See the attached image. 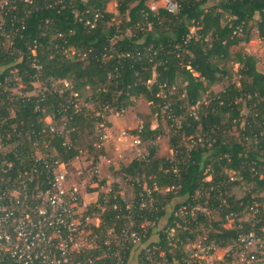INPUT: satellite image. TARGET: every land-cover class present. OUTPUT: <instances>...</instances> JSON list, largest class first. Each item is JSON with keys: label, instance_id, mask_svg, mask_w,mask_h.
I'll return each mask as SVG.
<instances>
[{"label": "trees", "instance_id": "obj_1", "mask_svg": "<svg viewBox=\"0 0 264 264\" xmlns=\"http://www.w3.org/2000/svg\"><path fill=\"white\" fill-rule=\"evenodd\" d=\"M148 1L117 0L121 22L116 24L112 22L115 15L106 11L110 0H34L33 7L21 4L13 10L8 25L19 26L15 47L23 56L17 67L27 73L25 82L35 81L38 66H42L41 78H49V86L54 81H70L81 98L89 90L86 103H93L99 110L108 106L121 111L133 105L132 98L142 96L152 104V112L159 114L169 104L173 114L183 116L181 126L172 129L169 140L174 151L172 159L158 158L156 146H152L148 155L134 159L121 171L133 178V216L140 222H155L145 241L165 249L170 264H176L175 259L177 264H187L180 252L187 238L194 237L190 229L202 222L208 224L216 210L221 211V220L212 222L218 232H210L208 239L221 248L253 229L251 222L236 221V228L231 230L221 224L249 213L254 203L260 204L256 229L264 226V72L258 70L254 56L232 50L240 43L250 42L253 28L264 41V0H172L178 6L175 13L166 8L154 12ZM210 3L215 4L208 6ZM224 14L230 17L226 24H222ZM19 20L23 22L18 24ZM192 25L199 27L196 35L191 34ZM239 28L244 37L234 34ZM35 46L38 55L33 57L28 48ZM17 57L0 44V67L12 64ZM33 60H37V66H32ZM230 60L241 67L239 85L230 82L222 92H211L218 74L227 73L223 65ZM8 74L9 70H5L0 80L4 81ZM59 85L44 100L17 97V118L12 122L20 124L22 120L24 127L19 128L38 134L42 113L36 107L49 106V113L57 112L70 93ZM59 89L64 91L59 93ZM184 91L186 95L182 97ZM161 92L167 97L159 96ZM204 94H208L206 103L202 102ZM0 100V114L6 115V108L11 105L6 95H0ZM191 107L197 108V118ZM243 110H247L246 116L242 115ZM96 120L99 118H94L87 106L74 116L72 138L76 143L80 133L92 129ZM172 124L168 121L169 126ZM133 133L143 141H155L162 130L151 129L147 123L140 133ZM188 137L196 143L190 149L181 145ZM246 137L252 142H247ZM48 139L50 148L64 162L76 157L75 150L67 151L62 146L61 138L49 134ZM26 145L18 149L25 151ZM142 177L145 183L139 180ZM144 186L152 190L154 208H141ZM169 188L173 189L166 191ZM237 188L244 190L239 200L234 195ZM181 198L186 199L184 203L171 206ZM207 199L210 216L203 212L196 219L176 215L183 206L196 208ZM117 201L119 211L102 215L109 225L117 215L126 213L122 201ZM165 217L166 223L160 226ZM168 227L179 231L180 250L176 256H171L167 247L164 231Z\"/></svg>", "mask_w": 264, "mask_h": 264}, {"label": "built area", "instance_id": "obj_2", "mask_svg": "<svg viewBox=\"0 0 264 264\" xmlns=\"http://www.w3.org/2000/svg\"><path fill=\"white\" fill-rule=\"evenodd\" d=\"M21 4L33 7L34 0H0V39H2L0 44L3 48L5 41H9L11 47L3 49L18 56L12 64L0 67L3 69L0 75L5 70H9L8 76L4 81L0 80L1 82H12L14 76L21 73L17 64L22 60L20 56L23 54L15 47V37L19 33V26L16 27L14 23L8 25V16ZM166 9L175 13L178 6L172 0H167ZM20 22L23 20H19L18 24ZM87 25L90 23L87 22ZM234 34L241 35V28ZM36 48V46L29 47L28 50L32 54L31 51ZM71 52H73L72 49ZM36 64L33 60L32 66H37ZM15 71L17 74L14 73ZM1 82L0 95H6L8 100L9 93L3 91ZM60 83L63 89L70 90V93L57 112L49 113L45 110L46 108L36 107V110L42 113L39 119L42 126L38 134L35 130L29 129L24 132L23 128H19V126L24 127V122L20 124L12 122L15 119L10 116L12 106L6 108L8 112L6 115L0 114V264H131L132 256L138 260L137 252L143 259V264H170L165 249L145 241L149 228L154 227L155 222H140L135 219L132 214L134 197L128 199L115 190H111L90 205L83 203L81 190L84 185L80 182L77 184L71 182L70 162H64L49 146L50 134L61 138L62 146L67 151H76L77 143L72 138L73 122L74 116L83 110L80 101L82 98L78 92H73L69 81L61 80ZM231 83L236 84V81ZM185 95L184 91L181 96L185 97ZM38 97L44 100L46 94ZM2 103L3 101L0 100V112L3 110ZM9 103L11 105V102ZM169 106V104L164 106L167 121L173 123L170 126L172 129L179 128L183 116L177 117ZM190 109L197 118V108ZM102 110L113 109L105 106L101 108ZM142 129L141 125L136 130L140 133ZM120 135L123 138L130 136L136 145L142 143L140 135H130L127 130L121 131ZM108 140L107 132L102 136L99 135L97 145L104 146ZM104 141L106 142L103 144ZM246 141L252 142L248 137ZM253 142L257 143L256 140ZM25 144H27L25 151L18 149V146ZM195 145V140L192 139L189 149ZM173 156L172 150L170 158L172 159ZM176 171L177 169L174 170ZM76 175H81V172L78 171ZM208 180H211V177H208ZM125 181L128 185H132L133 178L125 176ZM171 189L173 188L166 191ZM141 197L142 209L154 208L155 198L152 190L144 186ZM117 200L122 201L126 213L117 215L109 225L103 220L102 215L108 211H119ZM259 207V203H254L250 208L249 213L252 216L249 222L252 223L253 229L241 234L232 246L227 247L224 258H218L216 264L264 263V234L261 229H256L260 221ZM194 209L183 206L176 215L181 217L190 215L193 218ZM117 223H120L119 228ZM177 227L180 228V226ZM164 234L167 247L170 248L169 254L173 256V251L180 250L177 228L168 227ZM187 243L183 245V248ZM220 249L222 248L218 245L205 242L192 249L185 248L186 251H181L180 254H184L183 262L187 264H211L214 262H211L214 257L218 256ZM235 254H238V259L234 257ZM173 262L178 263L176 259Z\"/></svg>", "mask_w": 264, "mask_h": 264}, {"label": "rangeland", "instance_id": "obj_3", "mask_svg": "<svg viewBox=\"0 0 264 264\" xmlns=\"http://www.w3.org/2000/svg\"><path fill=\"white\" fill-rule=\"evenodd\" d=\"M166 3H167V0H149L147 5L149 6L151 10H153L154 12H157L160 8H166ZM214 4L215 3H210L208 6H213ZM106 11L111 12L115 15V17L112 19V22L116 24H119L121 22V18L119 17L118 12H117V0H110V2L107 5ZM229 19H230L229 15L224 14L222 24H226ZM190 29H191V34L196 35V33L199 30V27L192 25ZM251 34H252V38L250 42L240 43L238 46H236L232 50L234 52L241 51L250 56H254L258 60L257 62L258 70L261 72H264V41L259 39L256 28H253L251 30ZM241 37H244V35H241ZM0 42H2V39H0ZM2 46L6 50L10 46V42L5 41L4 45ZM39 49L42 50V45L39 46ZM37 50L38 49L36 48L33 51H31L33 56L38 55ZM21 59H22V56H20V60ZM36 61L37 60H34V63H36ZM223 66H225L227 73L225 75L218 74L219 79L216 82V84L212 86V88H210L211 92H214V93L222 92L229 85V83L233 81H236V84L239 85V78H240L239 70L241 68L240 65L230 60V61H226ZM2 71L3 69H0V73ZM38 71L39 73L37 74V79L29 83L25 82L26 73H20L17 76H14L13 78L14 82L12 81V82L6 83V82L0 81L1 85L4 88L3 91H7L9 93L8 100L9 102H11V106L13 108L12 112L10 111L11 118H17V114H15L17 112V109L15 107V100L17 97L27 96V97L37 98L38 96L42 94H49V91L51 89L56 90L57 87L60 88V85H59L61 84L60 81H54L52 82V85L49 86V78H41L43 75L42 66H38ZM14 73L17 74V71H15ZM9 81L11 80L9 79ZM71 88L73 90L72 84H71ZM62 92H63L62 89H59V93H62ZM73 92H76V91L73 90ZM89 94H90V91L87 90V95L85 94L80 101L82 103V106L83 107L87 106V108L92 112V116H94V118H99V120H96V122L93 124L92 129H88V130L85 129L82 131V133H80L79 141L76 144L77 155L72 161H70L71 162L70 168H71V173H72L71 182H73L74 184H77L80 182L81 184L84 185L82 189L84 190L87 189V191L89 189H94L98 187L99 192L101 193H104V192L108 193L111 190H115V187L118 186V191L124 197L128 199H132L134 197V188L132 185H128L127 182L123 180V178L125 177H123L120 174V171H119L120 168L118 167V169H115L116 171H114L113 169H110V166L113 165V161L111 159L115 157L114 156V146L112 145V141L114 138L117 139L118 137V133L115 134V130L117 129L116 127L126 124L125 129L129 133L130 132L132 133L133 130H135L137 126H140L141 124L149 123L151 129H156L160 127L162 130V135L157 137L155 141H143L142 140L141 144L136 145L134 144V142L130 141L131 138H128V140H125L127 141L125 142V144L126 143L129 144V146L125 147L127 149L124 152H126V154L130 153L128 157H125L127 159L126 160L127 163L125 165H128L134 159L142 158L148 155L149 149L152 146H156V155L158 158H167V157L170 158L172 157V150L170 147L171 145L169 143V140H170V137L173 135V131H172V128L168 125L165 109L164 107L161 108L159 114L157 112H152L153 110L152 104H150L144 97L140 96L138 98H132L133 105L128 108H124L121 111H117L114 109L101 111L98 109L96 105H93V103H86L85 99L89 96ZM164 94L165 92H161L159 93V96L164 95ZM170 95L171 96L174 95V92H172ZM207 96L208 94H204L202 102L204 103L208 102ZM45 110L46 111L49 110V106ZM117 114H120V116L123 117L120 119L119 125L114 123V120H116ZM246 114H247V110L246 111L243 110L242 115L246 116ZM121 120L123 122H121ZM21 122L23 121L20 120V123ZM233 130H235V128ZM107 131H109L111 137H109L110 139L106 143V148L101 145H97L98 136L99 135L102 136V134L104 133L106 134ZM235 133H236L235 131L232 132V134H235ZM197 136L200 137V134L198 133ZM192 139H193L192 137L186 138L185 140L181 142V145L190 147L192 144ZM105 142L106 141H104L103 144ZM95 159H97L98 161L97 163L98 166H99V163L102 162V160H104L106 163L109 162L104 168V170L107 169L104 172L105 175H102L101 173H99V169L98 167H96L97 164L96 165L94 164ZM105 159H108V160L106 161ZM78 171L80 172L82 171L84 175L82 173L81 175H76ZM95 178L97 180L96 182H93ZM103 180H106V183H104L105 186L101 185V182ZM139 180H141L144 183L146 182L144 177H142V179L140 178ZM206 180H208V177L206 178ZM89 181H92L91 182L92 184L88 185ZM263 194L264 193H262V195ZM234 195L236 196V200H239L244 196V190L237 188L234 190ZM185 200H186L185 198H181V200L176 199L171 203V206H174L175 204L179 202L184 203ZM208 202L209 200L207 199L204 202V205H202L205 207H202L201 205H199L193 210V213H194L193 219H196L197 216L199 215L198 213L200 212L207 213V215L210 216L212 212H209ZM220 212H221L220 210H216L215 212H213L214 215L213 217L211 216L212 217L210 218L211 221L208 220V224H205L202 222L199 227L190 229L189 232L194 237L192 239L187 238L188 243L185 245V248L192 249L198 244L209 242L208 238H209L210 232L212 231L216 233L218 232L217 230H215L212 221L218 222L221 220V217L219 216ZM251 216H252L251 213H246L243 215H236L234 216V218H229L226 223L221 224V227L228 229V230L235 229L236 221L249 222L250 221L249 219L251 218ZM166 219L167 218L165 217L162 220L160 226H164V224L166 223ZM96 220L97 219L95 218V222H97ZM238 228H241V226L239 225ZM261 232L264 234V226L261 228ZM234 243L235 242L232 241L226 247H223L222 249H220L219 250L220 252L217 254L218 256L214 257V260L211 261V262L213 261L214 262L211 264H216V261L218 260V258H224L226 251L228 249L227 247L232 246ZM211 244L216 245L214 241H211ZM185 248L182 247L181 249L182 252L186 251ZM177 254L179 253H177L176 251H173L172 253L173 256H176ZM137 257H138V260H136L137 262L143 261L140 255H138V252H137ZM234 257L238 259L239 256L238 254H235Z\"/></svg>", "mask_w": 264, "mask_h": 264}, {"label": "crops", "instance_id": "obj_4", "mask_svg": "<svg viewBox=\"0 0 264 264\" xmlns=\"http://www.w3.org/2000/svg\"><path fill=\"white\" fill-rule=\"evenodd\" d=\"M121 118H123L122 116H120V114H117L116 115V120H114V123H116L117 125H119L120 124V119ZM121 122H123L122 120H121ZM142 126H144V124H141ZM140 125V126H141ZM126 126V124L124 125H121V126H119V127H116L117 129L115 130V134L116 133H118V137H117V139H113V141H112V145L114 146V158H112L111 160L113 161V165L112 166H110V169H113L114 171H116L115 169H118V167L120 168V174L123 176V177H125L127 174L125 173V172H122L121 170H122V168L124 167V165L127 163L126 162V158L125 157H128L129 155H130V153H127L126 154V152H124L127 148H125L126 146L128 147L129 146V144H125V142H127V141H125V140H128V138H131L130 136H128V137H125V138H123V137H121V131H123V130H126L125 127ZM139 126H137L136 128H135V130L138 128ZM112 130H113V128H112ZM133 132H134V130H133ZM131 133L130 132V135L131 134H134V133ZM107 133L109 134V137H111L110 136V133H109V131H107ZM110 139V138H109ZM131 142H132V140H130ZM108 142V141H107ZM106 142V143H107ZM106 143H105V145L103 146V147H105L106 148ZM129 143V142H128ZM124 153H123V152ZM168 158V157H167ZM106 161L108 160V159H105ZM132 162V161H131ZM130 162V163H131ZM98 163V161H97V159H95V162H94V164L96 165ZM107 163H109V162H107ZM107 163L104 161V160H102V162L101 163H99V166H98V164H97V166L96 167H98V169H99V173H101L102 175H105V170H107V169H105L104 170V168L106 167V165H107ZM111 163V162H110ZM122 163V164H121ZM129 163V164H130ZM70 165H71V162L69 163ZM128 164V165H129ZM125 166H127V165H125ZM103 170V171H102ZM81 173H82V171H81ZM83 175H84V173H82ZM127 176H129V175H127ZM96 178L94 179V181L93 182H96ZM123 180H125V178H123ZM104 183H106V180H103L102 182H101V185L102 186H105L104 185ZM90 184H92L91 182H88V185H90ZM87 185V186H88ZM86 186V187H87ZM120 187V186H119ZM115 191L116 192H118V194H120V195H122L119 191H118V186L117 187H115ZM105 193V192H104ZM104 193H101V192H99V188L98 187H96V188H94V189H89L88 191H87V189H82L81 190V195H82V198H83V203L84 204H88V205H90V204H92V203H94L95 201H97L98 199H100L103 195H104ZM123 196V195H122ZM128 196V195H127ZM137 258L135 257V256H132L131 257V264H140V263H138L137 261Z\"/></svg>", "mask_w": 264, "mask_h": 264}]
</instances>
